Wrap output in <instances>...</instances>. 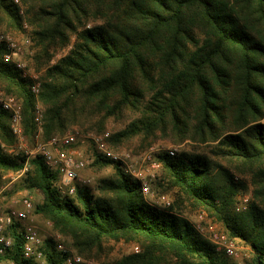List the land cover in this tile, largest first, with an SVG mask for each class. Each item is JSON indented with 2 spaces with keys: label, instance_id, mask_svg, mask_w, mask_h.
I'll use <instances>...</instances> for the list:
<instances>
[{
  "label": "trees",
  "instance_id": "1",
  "mask_svg": "<svg viewBox=\"0 0 264 264\" xmlns=\"http://www.w3.org/2000/svg\"><path fill=\"white\" fill-rule=\"evenodd\" d=\"M20 2L36 68L44 69L42 88L37 97L17 66L4 60V44L0 84L21 99L25 133L36 129L39 101L45 140L71 125L103 132L111 120H129L112 144L138 139L145 149L158 139L191 142V150L159 155L170 188L230 238L249 244L252 254L238 263L182 214L149 204L140 182L100 152L94 164L113 165L115 175L100 181L98 196L86 186L75 197L62 194L60 171L33 158L22 180L26 189L43 192L35 212L82 255L100 254L111 240L137 244L138 251L112 264H264V0ZM22 19L15 0H0V24L21 30ZM11 116L0 105V188L4 173L26 161L2 146L15 141ZM238 175L252 185L245 208L238 196L247 187ZM8 233L14 244L7 258L38 264L23 257L21 226ZM43 247L48 264H65L67 253L51 237Z\"/></svg>",
  "mask_w": 264,
  "mask_h": 264
},
{
  "label": "rangeland",
  "instance_id": "2",
  "mask_svg": "<svg viewBox=\"0 0 264 264\" xmlns=\"http://www.w3.org/2000/svg\"><path fill=\"white\" fill-rule=\"evenodd\" d=\"M18 5L20 9L24 10V14L23 15L21 14L23 18L22 19L23 29L18 30L16 28L11 27L8 23L0 24V38H2V36L4 38L3 39L4 41L0 39L1 40L0 44H4L6 46L7 49L6 53H10L11 51L8 49L7 42L5 40L7 39L13 40L17 44H19V46L22 48V51L20 54L12 55L13 59L24 63L25 71L28 74H36L42 82L44 69L38 70L34 62L35 51L32 48L33 42L31 39V29L29 26L25 29L23 24L24 22L29 24L27 20L28 14L26 13V9L21 4V2ZM70 48L71 46L64 48L59 52L55 53V55L50 61V65L54 64L59 58L67 54ZM28 80L30 83V79ZM10 97L14 98L17 105H19L21 108L22 133L20 135H16L13 133L15 137L14 143L10 146H6L5 144H3L2 146L5 152L10 155L16 156L19 154L25 156L26 161L24 167L25 165H27V170H25L22 173L21 171L24 168L23 167L18 171H9L4 173V175L2 176L3 184L0 188V204L5 207L12 204L14 201L19 200L24 195H30L32 196L34 203L37 206L39 203L43 201L44 198L43 192L39 189H26L23 186L22 179L26 174V172L30 171L33 167L31 163V161L34 158L33 155L31 154L32 151L36 149L38 142L46 141L43 138V118H42V129L39 128V125L35 120V110L37 104L40 103V106L43 111V115H44V107L42 106L41 102L38 101L36 103V106L34 108V121L36 124V129L31 133H25L23 121H22L23 116H22L21 99H19L16 96L9 95L0 84V99H7ZM128 124H129V120H122V121L111 120L108 122L107 127L103 132L90 130L86 126H81L76 124V125H71L64 132L66 133L69 130L79 131L80 137L78 143L75 145V148L79 149L88 161V165L83 171V174L86 177L92 179V184L86 187L96 196L100 195V190H99L100 181L104 178L114 177L115 167L113 165L100 166L94 164L96 153H99V151L95 146L93 137L96 135L103 134L105 132H109L110 134L109 140H110L113 134L124 129L125 127L128 126ZM109 140L108 143L110 144L109 147L111 149L116 151L128 150L132 154L137 155L140 158V162H143L144 158L146 157L147 153L150 151L152 147L156 148V151L153 153V157H154V161L160 163V167L152 168L147 162L146 163L143 162V166H142L143 174L146 176L145 177L146 181L150 186L149 193L143 196L149 204L159 208L172 209L174 212L182 214L183 216L188 218L194 224V226L200 225L203 228L202 230L203 236L209 239L211 242H214L212 240L214 238V234H220V235L224 234L227 237L226 243H233L235 246V250L238 252L237 256L231 257L236 262L244 263L248 258L251 257L252 249L249 244H247L246 242L240 239L230 238L225 233L223 226L219 222L211 218L203 209L195 208L188 201H181L180 198L177 196L176 190L170 188L168 178L165 175L159 155L167 153V150L169 148H175L177 154H179L182 151L191 150L192 148L191 142H185L179 144V143H174L168 139H158L154 141L147 148L142 149L140 145V140L138 139L124 142L119 146L112 144ZM220 162L222 163V161ZM238 176L243 179L247 187L246 190L240 193V195L238 196L239 207L242 208L244 205H246V203L249 201L251 197L252 185L248 176H240V175ZM246 198L247 201H245ZM167 201H169L171 204L168 205ZM36 221L44 237H51L53 239V237L56 234H60L61 240L64 242L66 248L71 252H73L74 254L80 255L84 259V264H112L115 260H118L128 254L138 251L137 244L133 242H126L124 240L121 241L111 240L105 242L102 250L99 251L100 254L95 252L92 255H88L90 253L82 255L72 245V241L69 237L64 236L62 233L55 230L50 220L36 213ZM49 223H51V225H49ZM211 226L214 229L213 232ZM98 255H100V257H98Z\"/></svg>",
  "mask_w": 264,
  "mask_h": 264
},
{
  "label": "built area",
  "instance_id": "3",
  "mask_svg": "<svg viewBox=\"0 0 264 264\" xmlns=\"http://www.w3.org/2000/svg\"><path fill=\"white\" fill-rule=\"evenodd\" d=\"M15 2L19 4L20 0H15ZM20 14H24L23 9H20ZM27 27L28 24L24 22V28L26 29ZM0 39L4 41L3 36ZM5 41L11 52L4 55V60L6 62L15 63L21 70L22 76L30 79L31 91L38 97L42 88L41 80L36 74H28L25 71L24 63L13 59L12 55L20 54L22 51L19 44L9 39ZM0 105L12 115L11 127L13 133L20 135L22 133L20 106L17 105L12 97L0 99ZM42 118L43 111L40 103H38L35 110V120L40 129H42ZM79 137L80 133L78 130H69L63 135H56L46 141L38 142L36 149L31 153L34 158L41 156L47 166L60 171L62 179L59 182V189L62 194L67 196L75 195L78 186H89L92 184V179L83 174V171L88 165V161L83 153L75 148V145L79 141ZM109 137V132L93 137L97 150L103 156L118 163L125 173L138 180L141 184L143 195H147L150 191V186L146 181V176L143 174L142 166L143 162H147L152 168L160 167V163L154 161L153 157L156 148L152 147L143 162H140V158L128 150L116 151L111 149L108 144ZM167 153L171 156H176L177 154L175 148H169ZM25 170H27V165H25L21 172L23 173ZM245 201H247V198ZM167 204L170 205L171 203L167 201ZM245 207L246 205L242 208ZM35 210L36 205L30 195H24L19 200L5 207L0 204V264H16L14 260L6 256L7 251L12 248L14 244L13 235L8 233V230L16 223L21 226L24 242L23 257L26 259H34L38 264H48L43 249L45 237L42 235L37 224ZM49 225H51V223H49ZM195 227L202 233L203 228L200 225ZM213 231L214 229L212 228V232ZM53 240L59 251L67 253L65 264L84 263V259L80 255L74 254L66 248L64 242L61 240L60 234H56ZM212 240L216 243L218 249L225 251L229 257L238 255L234 244L226 243L227 237L224 234H214Z\"/></svg>",
  "mask_w": 264,
  "mask_h": 264
}]
</instances>
